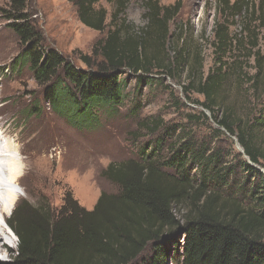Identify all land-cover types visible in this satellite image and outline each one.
<instances>
[{
  "label": "trees",
  "instance_id": "1",
  "mask_svg": "<svg viewBox=\"0 0 264 264\" xmlns=\"http://www.w3.org/2000/svg\"><path fill=\"white\" fill-rule=\"evenodd\" d=\"M70 1L84 26L106 31L91 55L81 56L86 69L54 49L38 50L28 0H8L4 10L24 45L23 62L58 114L75 125V117L99 107L113 110L124 95L123 73L138 85L167 77L201 108L188 117L211 120L215 140L234 136L246 160L225 164L217 145L208 150L211 137L200 144L178 141L183 131L161 118L142 120L138 127L153 138L137 158L109 162L102 172L118 194L101 193L90 211L72 200L67 213L54 216L41 206H16L8 220L15 255L0 264H264V0L215 1L213 64L206 74L191 31L181 26L171 33L180 1L164 6L144 0L146 22L138 29L124 16L128 0H109V12L95 6L99 0ZM226 80L252 98L246 114L224 106Z\"/></svg>",
  "mask_w": 264,
  "mask_h": 264
},
{
  "label": "rangeland",
  "instance_id": "2",
  "mask_svg": "<svg viewBox=\"0 0 264 264\" xmlns=\"http://www.w3.org/2000/svg\"><path fill=\"white\" fill-rule=\"evenodd\" d=\"M175 1L158 0L164 6ZM178 1L181 8L170 24L171 33L175 27L181 26L191 31L195 37L194 46L201 47L203 71L206 74L213 64L209 41L216 15V0ZM7 4L8 0H0V118L3 120L8 117L7 124L22 133V145L28 135L32 133L35 136L31 137V141H34L24 148L26 154L23 158L28 152L34 153L36 146V149H45L44 154L39 152L40 155L34 156L38 159L32 161L29 174L23 178L24 185L13 188L20 194L14 208L22 204L34 208L41 206L54 216L57 212L67 213L72 200L78 207L90 211L101 193L118 194V186L103 177L102 172L109 162L138 157L139 148L153 138L141 131L139 122L154 117L161 118L177 132L183 131L185 135H181L178 141L193 139L195 144H200L202 139L206 138L207 141L211 137L213 141L208 142V150L211 152L218 146L225 164L235 163L240 158L246 160L234 136L225 133L216 141L211 130L217 126L211 120L198 121L188 117L198 116L201 108L187 102L181 85L167 77L160 76L162 80L138 85L134 75L123 73L126 87L117 107L113 110L107 106L99 107L90 116L75 117V125L69 123V115L58 114L48 104L44 98L45 85L37 82L29 63L23 62L24 45L8 26L10 21H7L4 13ZM26 6L29 21L33 22L40 40L38 50L54 49L76 67L86 69L81 56H90L93 45L106 31L100 33L84 26L78 20L76 6L70 0H28ZM95 6L109 12L112 1L99 0ZM144 12V0H128L124 16L129 24L138 29L145 25ZM240 92L244 91L236 90L231 83L227 85V80L221 91L224 106L228 104L238 115L248 112L252 99L244 97L245 94ZM191 98L202 99L197 94H192ZM206 115L209 116V113L206 112ZM132 135L139 136L134 138ZM171 142L173 140H169L168 144ZM260 170L264 173V169ZM166 171L173 172L170 169ZM197 171L194 166L192 173ZM1 174L4 176L0 171L2 178ZM1 181L5 185L3 179ZM179 238L182 240L180 235ZM6 242L7 247L0 252V263H6L15 255L16 237L13 239L8 236ZM168 264L171 263L168 261Z\"/></svg>",
  "mask_w": 264,
  "mask_h": 264
},
{
  "label": "bare ground",
  "instance_id": "3",
  "mask_svg": "<svg viewBox=\"0 0 264 264\" xmlns=\"http://www.w3.org/2000/svg\"><path fill=\"white\" fill-rule=\"evenodd\" d=\"M7 122L8 117L3 120L0 118V171L3 173L8 182L6 187V185L2 184V178L0 177V217L3 221V223H0V252L3 248L7 247L6 239L8 236L13 239L15 238L12 231L13 229L11 230V226L8 221V215L14 208L13 206L15 203L20 199V194L13 188L24 185L23 178L25 175L29 174L32 161L38 159L34 156L40 155L39 152L43 154L45 152V149H36V146V151H34V153L28 152L26 157L23 158V155L26 154L24 148L26 145L34 141V139L31 141V137L34 135L32 133L28 135L25 144L22 145V133L11 128ZM37 137H40V135ZM35 141L37 142V140Z\"/></svg>",
  "mask_w": 264,
  "mask_h": 264
},
{
  "label": "clouds",
  "instance_id": "4",
  "mask_svg": "<svg viewBox=\"0 0 264 264\" xmlns=\"http://www.w3.org/2000/svg\"><path fill=\"white\" fill-rule=\"evenodd\" d=\"M4 251H6V249H4Z\"/></svg>",
  "mask_w": 264,
  "mask_h": 264
}]
</instances>
